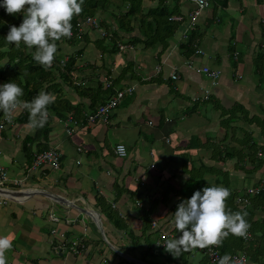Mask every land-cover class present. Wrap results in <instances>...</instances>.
Returning <instances> with one entry per match:
<instances>
[{"label": "crops", "instance_id": "1", "mask_svg": "<svg viewBox=\"0 0 264 264\" xmlns=\"http://www.w3.org/2000/svg\"><path fill=\"white\" fill-rule=\"evenodd\" d=\"M176 1V15H183V20L161 51L159 45L143 47L136 22L133 32L121 40L125 44L131 37L140 40L133 46L127 44L131 49L123 52L130 53L126 61H122L123 56L116 60L114 53L106 52L110 42L101 45L106 48L103 53L91 43L87 45L85 36L95 37L94 32L98 33L87 27L73 37L72 43L66 42L68 38L59 41L67 49L61 53L62 58L66 53L76 56L81 49L74 64L76 79L71 76L79 92L94 88L95 82L104 85L103 79L113 80L127 64L130 66V72L115 88L133 85L134 91L128 97L131 99L124 98L106 122L82 123L67 136L61 122L67 113H79L73 118L82 121L89 110L87 106L97 105H89L91 91L81 97L57 78L60 91L54 94L74 110L58 104L48 111L49 130L43 139L26 144L25 154L23 139L34 132L29 122L15 121L0 131V166L10 177L24 176L36 153L56 149L61 154L57 170L43 166L26 173L21 190H0L8 197L0 206V235L12 241V248L6 252L7 263L182 264L181 257L174 258L164 247L156 248L155 242L158 230L173 228V202L180 197L187 170L214 168V174L204 176L205 183L214 185L217 179L220 182L215 185H225L234 193L264 181V164L253 165L247 157L264 158V0H208V7L197 19V34L190 47L181 41V35L192 6ZM168 2L172 6L173 0ZM151 3L149 8H154L157 1ZM220 17L228 26L222 25V31L209 29L211 24L220 26ZM115 28L112 34L117 32ZM97 36L101 40L99 33ZM195 49L202 54H194ZM146 50L154 54L142 55ZM203 66L219 72L214 85L196 71ZM171 72L178 76L176 80L169 79ZM204 90L208 92L206 96ZM204 104L211 106L207 113L201 111L200 105ZM142 114L146 119H139ZM138 124H144L148 132L142 134ZM106 125L113 133H121L126 142V147L115 143L125 147L124 158L113 154L115 144L108 147L103 141ZM152 132L162 135L158 138ZM76 133H81L80 137L72 138ZM187 133L195 135L187 139ZM142 144H147V150L139 148ZM225 148L232 157L220 159ZM71 153L82 156L68 161V157L73 158ZM180 154L185 156L180 158ZM168 174L173 176L168 178ZM13 191L21 194L12 196L9 192ZM109 202L117 205L114 208L112 203L111 209ZM109 212L123 219L121 230L113 227ZM255 216L264 220L262 211L256 210ZM157 218L160 220L156 222ZM133 229L139 234L135 243L124 237L127 230ZM143 235L148 242L141 241ZM71 242L76 243L77 252L71 251ZM138 244L140 249H135ZM202 251L191 250L185 264H205ZM196 252L201 255L195 260L192 255Z\"/></svg>", "mask_w": 264, "mask_h": 264}, {"label": "trees", "instance_id": "2", "mask_svg": "<svg viewBox=\"0 0 264 264\" xmlns=\"http://www.w3.org/2000/svg\"><path fill=\"white\" fill-rule=\"evenodd\" d=\"M157 3L154 8H146L145 13L144 10L140 7V0H122V2H126V11L123 14H112V16L116 19V23H113L116 27L115 31L112 36L113 39H109L111 42V46L107 49L110 54H113L116 51V44L118 42H122V38L126 37V35L131 34L135 29V22L136 28L138 29L139 34L142 37L140 40L136 37H131L127 44L135 45L137 43H141L144 48L154 47L155 42L157 41L160 46V51L166 48L167 39L171 38L178 27L181 25L182 22L179 23H172L169 22L167 19L173 15L179 13L178 10V2L173 0L172 6L169 4V0H156ZM171 1V0H170ZM108 5V0H84L82 9L83 11L75 16L72 23V33L73 35L76 34L75 32V23L78 20H82L86 16L93 17L95 16V12L99 10H104L105 7ZM23 15L18 13L15 15H10L6 12V10L0 7V84H4L7 82H14L18 84L23 89V96L20 98L25 101H31L34 96H36L41 91H46L49 93H56L59 90L58 84L56 83V79L63 81L64 84L67 85L68 88L76 92L79 96L85 97L86 92H92V98H89V105H102L106 100L110 97L114 96L119 89L115 88V85L118 84L120 80L123 79V75L126 72H130V66L127 64L120 74L115 79L109 80V85L105 86L100 84L99 82H95V86L89 87L86 89H82L80 92L78 88L73 85V80L76 79V69H75V59L81 53V49L75 52L74 56L72 53H66V60L64 63H60L62 60L61 50L58 47L54 62L50 68L47 70L41 67L40 65L36 64L35 61L32 59L31 52L27 49V47L22 43L19 48H17L14 44H8L5 41V37L9 31L10 26L15 25L19 26L22 22ZM102 24V23H101ZM112 24V25H113ZM104 27L105 25H101ZM100 26V27H101ZM114 28V27H112ZM95 31V30H94ZM196 32V33H195ZM194 33L197 34L196 24L193 28L188 29L185 33L186 39L185 45L191 46L192 40L195 39ZM98 34V33H97ZM188 34V35H187ZM66 39V38H64ZM62 39V40H64ZM97 39L100 40V37L97 36ZM103 39V38H102ZM117 41H116V40ZM75 41L73 37L67 40V43H72ZM183 41V42H184ZM60 42H57V46H59ZM163 43V44H162ZM156 44V45H157ZM182 44V43H180ZM69 45V44H68ZM96 48H99V51L103 53L106 48L102 47L101 45L95 44ZM4 61V63L2 62ZM56 74V75H55ZM72 76V79H71ZM170 79V78H169ZM154 80V79H153ZM60 91V90H59ZM55 96L54 103L48 106V111L54 110L55 107L59 104V107H63L64 109L67 108L69 111L74 110L73 106H70L66 100L61 99L60 96ZM99 100V101H98ZM98 101L99 104L96 102ZM89 108V112L84 114L82 117V121L84 122L85 115H90L94 112L95 108L91 106H87ZM94 108V110H93ZM75 115L76 112L72 111ZM79 113H76L78 115ZM60 116V113L58 112ZM79 116V115H78ZM82 116V115H80ZM233 119V116H232ZM16 123L22 124L29 122V113L26 110H22V113L16 117ZM48 123H45L43 127L37 128L34 130L31 136H25L23 139V146L24 152L26 154V144H30L31 141L37 139H43L46 133L48 132ZM244 155V154H242ZM246 156V155H245ZM232 157V152H227L221 156L220 159H229ZM250 162L254 165L255 163L264 164V158L262 159H254L250 157ZM215 173L214 168H210L208 166L205 167H191L187 170V179L185 180L181 192L180 197L177 198V203L182 202L185 199H189L193 193L197 190H202L205 186H211L210 184H206L204 181V176L212 175ZM219 183L220 181L214 179L213 182ZM215 183V184H216ZM214 184V185H215ZM227 188V186L224 185ZM251 188H257L258 193L254 196H247L244 194V189L239 190V192L234 193L231 192L230 197L227 199V207L231 211H240L246 212V220L249 225L248 232L250 233V240L247 242L243 241L240 237L229 235L227 238L223 240L222 246L217 247L220 256L224 254H233L236 252H244L246 254L247 260L249 264H264V220L255 216L256 210L260 212H264V181L260 183L251 185ZM240 196L245 198L248 202V206L239 207L234 202V197ZM176 203V204H177ZM175 204V203H174ZM243 208V209H242ZM177 208L173 206V213L176 211ZM241 209V210H240ZM172 213V214H173ZM110 222L113 223V227L115 229L121 230L124 225L122 222L118 225V220L109 212ZM171 221V217H170ZM118 225V226H117ZM172 232L179 236L174 227L172 228ZM157 253L161 254L162 250H157ZM156 253V254H157ZM189 252L183 253L181 257V263L185 264V259L182 257L183 255L189 254ZM170 255V254H169ZM168 255V257H169ZM204 259V258H202ZM205 264H209L204 259ZM203 264V263H202Z\"/></svg>", "mask_w": 264, "mask_h": 264}, {"label": "clouds", "instance_id": "3", "mask_svg": "<svg viewBox=\"0 0 264 264\" xmlns=\"http://www.w3.org/2000/svg\"><path fill=\"white\" fill-rule=\"evenodd\" d=\"M83 2L0 0V7L8 14L23 15L19 26H10L5 41L17 48L23 43L35 63L47 70L54 62L57 42L71 38V21L83 11ZM22 96L23 89L18 84H0V112L4 118L11 122L14 112L22 109L29 113V123L33 130L43 127L49 116L48 106L55 101L54 94L41 91L31 101L20 99ZM230 195L226 187L211 185L195 191L189 199L180 202L171 214L172 226L180 235L177 237L174 234L176 237L162 243L165 251L176 258L193 249L220 247L229 235L245 237L249 228L247 213L228 209L226 202ZM11 248L12 241L8 236L0 235V264H7L6 252ZM213 255L218 257L216 264H244V261L233 259L227 253L222 256L216 253Z\"/></svg>", "mask_w": 264, "mask_h": 264}, {"label": "built area", "instance_id": "4", "mask_svg": "<svg viewBox=\"0 0 264 264\" xmlns=\"http://www.w3.org/2000/svg\"><path fill=\"white\" fill-rule=\"evenodd\" d=\"M186 3L190 4L192 8L188 10L186 14L187 18V25L186 28L183 32L182 40L184 41L186 39L185 33L187 32L188 29H191L194 27V25L197 22V19L202 11H204L208 7V0H183ZM183 15H174L169 17L167 20L169 22H180L183 20ZM96 17H89L86 16L82 20H78L75 23V32L76 34L74 36H79L82 34V31L84 28L87 27V29L91 30H96L101 38L107 39V41H110L114 37L112 36V28H107L103 29L100 27V20ZM110 39V40H109ZM131 49V47L125 42H118L116 44V55L115 59L120 60L121 59V53H123L125 50ZM194 54L201 55L202 51L195 49ZM65 58H62L60 60V63L65 62ZM191 63H188L187 66L190 67ZM158 73V69L156 68L155 70ZM197 72H200L204 77H206L211 85H214L216 82V79L219 76V72L216 70H211L206 66H203L196 70ZM170 80H176L178 76L174 73L171 72L169 75ZM103 83L105 86L109 85V81L107 79H103ZM134 91V86L133 85H128L124 89L117 91L114 96L110 97L108 100L104 102V104L99 105L95 108L94 112L90 115H85L84 122L83 121H77L73 118V113H68L65 118L61 121L62 125L64 127V132L67 136H71L72 132L74 131L75 127L81 126L82 123H88V124H93L96 122H102L104 123L107 119V117L111 114V112L120 104V102L126 98L129 97L132 92ZM204 95L206 96L208 94L207 90L203 91ZM204 96V98H205ZM19 113H22V109H17L14 114L11 122L7 121L4 118V115L2 112H0V131L4 129L5 127H11L14 125L15 118L19 115ZM78 152H81V148L76 149ZM113 154L117 158H124L126 156V149L122 144H115L112 148ZM260 156V154H258ZM61 154L56 150V149H48L45 151H41L39 153H36L32 160H31V165L30 167L26 170L25 175L20 177V178H13L10 177L7 171L0 166V189L3 188H9L13 190H21V188L24 185V182L26 181V177L29 174V171L39 169L43 166H47L52 170H57L59 168L60 164V159ZM28 173V174H26ZM258 193L257 188H251L248 187L244 190V194L247 196H254ZM7 195H4L3 193L0 192V206L4 205L5 202L7 201ZM234 202L239 206H248L249 202L240 196H235L234 197ZM243 209V208H242ZM241 210V209H240ZM264 210V207H263ZM152 226H155V224H151ZM51 233H54V231H51ZM174 233L172 232V229H163V230H158V240L155 242V247L156 248H162L164 247L162 243H164L167 239L174 238ZM178 237V236H177ZM243 241L247 242L250 240V233L247 230V235L245 237H240ZM71 251L77 252V247L75 242H71L69 244ZM214 253L219 254L217 247H212V248H206L202 251V255L205 257L207 262L209 264H216L217 262V256L213 255ZM220 255V254H219ZM233 259H239L244 261V264H249L246 254L244 252H236L233 254H229ZM11 264V263H7Z\"/></svg>", "mask_w": 264, "mask_h": 264}, {"label": "rangeland", "instance_id": "5", "mask_svg": "<svg viewBox=\"0 0 264 264\" xmlns=\"http://www.w3.org/2000/svg\"><path fill=\"white\" fill-rule=\"evenodd\" d=\"M149 1V3L147 2V0H140V2L138 3V4H140V7L144 10L143 12L145 13V10H146V8H149L150 7V5L152 4L151 3V0H148ZM181 2L183 1V0H180ZM151 3V4H150ZM126 6H127V3L126 2H122V0H108V5L105 7V9L104 10H97L96 12H95V16H93V17H96V18H98L99 20H100V26L101 25H105L104 27H102L101 26V28H103V29H107L110 25L112 26V27H115L114 26V24L112 25V23H116V19L112 16V14H123L125 11H126ZM183 17V16H182ZM98 20V21H99ZM102 20V21H101ZM220 22H221V24H220V26H218V25H215V24H211L210 25V27H209V29H217L218 31H222L223 30V28H222V25H223V27H225V26H228L227 24H226V21L225 20H223V19H221V17H220ZM110 22H112L111 24H110ZM102 23V24H101ZM94 36L95 37H91V35L89 34V36H85V38H86V43H88L87 45H89L90 43L92 44V45H94V47H95V44L97 43L98 45H105V46H107V45H109V43L108 42H110V41H107V39H102L101 38V40H94V38H97V33L96 32H94ZM84 38V39H85ZM93 41H95V44L93 43ZM111 43V42H110ZM158 42L156 41L155 42V45L157 44ZM160 44V43H159ZM159 44H157V45H159ZM163 44V43H162ZM64 45H66V44H61V45H59V48H60V50H61V53H64V50H67L66 48H65V46ZM91 45V47H93ZM156 45V46H157ZM140 48V46L139 45H137L136 47H135V49H139ZM93 49V48H92ZM85 51H86V49H85ZM149 51H151V52H149ZM142 53V55L144 54L145 56H149V54H151L152 53V50H146V51H142L141 52ZM154 53H152L151 54V56L153 55ZM121 55L123 56V60L122 61H126V59H127V57H129L130 56V53L129 54H125V53H121ZM143 57V56H142ZM141 57V58H142ZM137 59H138V57H135V60H136V62H137ZM3 63H4V61H2ZM56 75V74H55ZM131 99V97L130 98H128V97H126V99L125 100H130ZM210 104H212V103H210ZM205 106H207V108L205 107ZM200 107H201V111H204V110H206V112L205 113H207L208 112V110H209V108H211V106L210 105H206V104H204L203 106H201L200 105ZM209 107V108H208ZM165 108V107H164ZM166 113H168V109L166 108ZM211 113H213L212 111H211ZM68 114V113H67ZM243 115H246V114H243ZM244 117H246V116H244ZM139 119H146V115L145 114H142L141 116H140V118ZM100 124V122H97V125H99ZM106 128H107V130H106V133L104 134V139H103V141L104 142H106V144H108V147H110V146H112V145H114L115 143H122V144H124V146L126 147V142L123 140V138H121L120 137V134L119 135H117L118 133H113V131L111 130V128L108 126V125H106L105 126ZM139 129H140V131H141V133L142 134H146L147 132H148V128L144 125V124H138V126H137ZM164 130H162V132H163ZM82 133V132H81ZM81 133H76L75 135H73L72 136V138L73 137H77V136H79L80 137V135H81ZM152 134H154V135H156L158 138H160L161 137V135H162V133L161 132H157V133H155V132H152ZM82 135L85 137L86 135H84L83 133H82ZM193 135H195V134H189V133H187L186 134V137H187V139L190 137V136H193ZM71 138V137H70ZM71 138V139H72ZM62 139H64V140H66V138L65 137H62ZM166 145V144H165ZM167 147H168V145H166ZM171 146V145H170ZM142 148V149H144V150H147V144H145V145H141V146H139V148ZM229 149V148H228ZM228 149H223L222 151H223V153L225 154V153H227V152H229L228 151ZM71 157H73V158H71V159H69V157H68V161H71V160H73L75 157L77 158V157H79V156H82V155H80V154H75V153H71V155H70ZM182 156H185V154H180V158L182 157ZM191 164H194V163H191ZM197 163H195V165H196ZM203 167H205V166H203ZM171 176H173L172 174H168V178L169 177H171ZM204 178V177H203ZM168 189H172V188H168ZM162 191V190H161ZM158 193H159V191H158ZM173 195H176V193L175 194H173ZM153 196H155L156 198H157V196L156 195H154L153 194ZM169 201V200H168ZM112 203H113V206H114V208H115V206L117 205V202H109V206H110V208L112 209ZM168 202H166V204H167ZM177 201H175V204H174V202H173V205L175 206V208H177V205L179 204V203H177ZM165 204V205H166ZM159 210H160V207H159ZM114 213V212H113ZM161 213V212H160ZM114 217L116 218V220H118L117 222H118V225H120L121 224V222L123 223V224H125L124 222H123V219L121 218V217H118V216H116V214L114 213ZM164 215L165 214H163L162 216H161V218L162 217H164ZM160 220V218H157L156 219V222L157 221H159ZM144 221V220H143ZM117 225V226H118ZM124 225H122V227H123ZM137 232V230H130V231H128L127 230V233L125 234V238H126V240L127 239H130V240H132L134 243L135 242H137V240H138V237H139V234H138V232ZM139 233H141V232H139ZM144 236V235H143ZM174 237H176V236H174ZM155 238V237H154ZM150 241H151V239H149ZM141 241L143 242V241H146V242H148V239L146 238L145 239V236L141 239ZM140 243V242H139ZM150 243H152V241L150 242ZM135 249H140L139 248V244L136 246V248ZM200 255H201V253L200 252H196V253H194V255H192V257H193V259H199V257H200ZM185 260H187V258L189 257L188 255H183L182 256ZM202 257V256H201Z\"/></svg>", "mask_w": 264, "mask_h": 264}, {"label": "water", "instance_id": "6", "mask_svg": "<svg viewBox=\"0 0 264 264\" xmlns=\"http://www.w3.org/2000/svg\"><path fill=\"white\" fill-rule=\"evenodd\" d=\"M0 190H1V189H0ZM9 194L12 195V196H15V197H19V195H20L21 193H19V192H17V191H13V192H9Z\"/></svg>", "mask_w": 264, "mask_h": 264}, {"label": "bare ground", "instance_id": "7", "mask_svg": "<svg viewBox=\"0 0 264 264\" xmlns=\"http://www.w3.org/2000/svg\"><path fill=\"white\" fill-rule=\"evenodd\" d=\"M188 35V34H187ZM199 99V98H198Z\"/></svg>", "mask_w": 264, "mask_h": 264}]
</instances>
